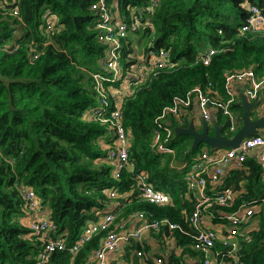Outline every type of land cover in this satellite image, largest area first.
Wrapping results in <instances>:
<instances>
[{
	"label": "trees",
	"instance_id": "trees-1",
	"mask_svg": "<svg viewBox=\"0 0 264 264\" xmlns=\"http://www.w3.org/2000/svg\"><path fill=\"white\" fill-rule=\"evenodd\" d=\"M97 1L0 0V264H35L43 249L30 226L32 214L20 188L34 190L44 215L57 225L53 236H62L67 246L109 211L124 216L143 212L148 220L167 217L189 228L193 201L187 169L171 167V155L153 153L154 119L176 95L197 85L205 88L211 82L223 92L228 72L251 68L264 75V31L242 29L250 6L264 7V0H157L154 6L153 0H107L113 20L128 25L121 52L124 76L150 48L168 49L175 62L156 75L150 72L137 85L123 79L105 83L110 99L111 90H128L121 116L130 139V159L171 198L168 204L144 201L129 169L115 177L109 159L113 138L109 123L93 113L100 107L94 74H109L103 65L109 44L99 40L98 14L92 7ZM136 17L143 29L133 27ZM148 21L153 29L146 26ZM141 30L139 41L144 38V44L134 48L129 34L135 37ZM208 47L216 49L211 62H197ZM234 108L241 127V98ZM194 109L182 124L194 120ZM213 113L225 125V133L226 116L222 111ZM177 123L171 119V124ZM192 142L191 135L174 132L171 145L179 160L203 147L214 149L206 143L193 148ZM224 183L237 192V204L264 198L261 168L252 158L231 168ZM114 190L116 195L111 196ZM254 205L238 251L243 264H264V206ZM147 233L157 236L152 229ZM102 236H93L77 253L56 251L44 264H84L93 259ZM176 238L181 252L178 247L169 254L164 251L162 264H189L198 255L191 236L176 232ZM123 248L121 263L155 264L143 239H131ZM142 249L145 254L139 256Z\"/></svg>",
	"mask_w": 264,
	"mask_h": 264
},
{
	"label": "built area",
	"instance_id": "built-area-1",
	"mask_svg": "<svg viewBox=\"0 0 264 264\" xmlns=\"http://www.w3.org/2000/svg\"><path fill=\"white\" fill-rule=\"evenodd\" d=\"M156 2L157 0H153L152 6ZM92 7L98 14L96 24L99 40L109 44L103 59V65L108 69L109 74H94L100 107L94 109L93 113L104 123H109V129L113 135L109 159L114 166V175L119 179L123 171L129 169L136 178L137 189L142 200L154 204H168L171 202L170 196L161 189H157L149 181L148 174L138 169L130 159V139L121 116L122 103L125 96L129 95L128 90L126 88L111 90L108 87L112 92V99H110L105 83H115L126 77L124 82L137 85L145 82L150 72L156 75L164 67L169 69L174 67L175 62L170 58L168 49L150 48L124 76L125 66L121 52L124 48L128 25L125 22L113 20L107 0H98ZM51 25L52 23L49 22L48 27ZM132 25L136 29L144 26L137 17ZM146 26L153 29L151 21H148ZM242 29L247 32L264 31V7L251 5ZM215 53V48L208 47L197 57V62L201 61L207 65ZM242 96L256 103L250 110L253 118L264 116V75H257L251 68L228 72L223 92L214 88L211 82L205 88L197 85L185 94L176 95L154 119L151 143L153 153L171 155V167L177 170L187 169L186 180L193 201V209L187 217L189 228L167 217L148 220L143 212H139L137 213L141 221L139 227L119 230L120 222H117V213L109 211L96 222L86 226L79 239L73 245L67 246L62 236H53L57 231V225L50 217L42 213L34 190L20 188L23 200L32 214L30 226L43 242V249L38 254L35 264H44L54 252L59 250L68 249L72 253H77L87 241L100 233H103L101 245L93 252V258H96L95 264H117L110 260L109 254L117 252L125 242L131 239L141 240L143 232L151 229L158 234L168 248L175 242L176 232L191 236L193 248L198 251L199 256L193 257L189 264H243L238 254L240 241L242 237L247 236V223L255 213L254 204L264 206V198L237 204V192L224 182L228 171L231 168L240 167L248 158H252L259 164L261 176L264 179V133L258 132L243 138L236 148L218 147L210 151L203 147L184 160L178 159V152L171 145L174 134L171 119L175 118L178 124L182 125L194 106L200 114V120H207L210 126L214 117L213 112L222 111L227 118L226 132L222 133L228 138L233 137L240 128V119L234 104L237 98H241L242 101ZM223 126L225 128V125ZM115 195L114 190L111 196ZM227 207H234V209L226 211ZM138 254L142 256V252ZM163 262L164 257L155 259V264Z\"/></svg>",
	"mask_w": 264,
	"mask_h": 264
},
{
	"label": "water",
	"instance_id": "water-1",
	"mask_svg": "<svg viewBox=\"0 0 264 264\" xmlns=\"http://www.w3.org/2000/svg\"><path fill=\"white\" fill-rule=\"evenodd\" d=\"M255 105V102H250L246 96H242V126L231 138L226 137L222 133L223 126H220L214 118L212 120L214 135L209 132V122L207 120H200L202 127L201 130L197 129L195 122H190L187 126H175V133L176 135H191L193 137V148H198L202 143H206L213 148H236L240 145L243 138L252 134H257L259 131L264 129V116L253 118L251 115L250 110Z\"/></svg>",
	"mask_w": 264,
	"mask_h": 264
},
{
	"label": "crops",
	"instance_id": "crops-1",
	"mask_svg": "<svg viewBox=\"0 0 264 264\" xmlns=\"http://www.w3.org/2000/svg\"><path fill=\"white\" fill-rule=\"evenodd\" d=\"M194 110L196 111V115H194V120L197 122L198 121L200 122V118H199L200 114H199L197 109H194ZM223 148H229V147H223ZM42 213H43V211H42ZM117 222H120L119 230H124L126 228L135 229V228L139 227V225L141 223L140 218L138 217L137 213H132L131 215L124 216L120 212L117 213ZM148 231H151V230H148ZM148 231L143 232L142 239L145 242H147L148 245H150V252H147V253H148V255L152 254L151 258L154 260V262H155V259L157 257H163L164 256V251L169 254L173 249H176L178 247L177 245L179 243H177V245H175V243L177 242V238H176L175 242L173 243V245L170 248H168L162 242V239L159 238L157 233H156L157 236L155 238H151V236H149V234L147 233ZM125 243L121 246V248L117 252H114L113 254H109L110 260L116 262L117 264H123V263H121L120 257H121V254L123 253V249H124L123 246L125 245ZM181 247H182L181 245H180V247H178L180 249L179 252H181V250H182ZM138 252H142V256L145 254V251L143 249L139 250ZM139 256H141V255H139ZM197 256H199V253ZM197 256L195 255L194 257H197ZM95 259L96 258H93V259L88 258L84 264H87V263L88 264H91V263L95 264L96 263Z\"/></svg>",
	"mask_w": 264,
	"mask_h": 264
},
{
	"label": "rangeland",
	"instance_id": "rangeland-1",
	"mask_svg": "<svg viewBox=\"0 0 264 264\" xmlns=\"http://www.w3.org/2000/svg\"><path fill=\"white\" fill-rule=\"evenodd\" d=\"M141 29H143V27H141ZM129 36L131 37V42H132V45H133L134 48H139V47L143 46L145 39L142 38V39L139 41V39L142 37V30L139 31L138 34H136L135 37H134V35H133L132 33H130ZM125 80H126V77L123 78V81H125ZM199 118H201V117L199 116ZM198 128H199L200 130L202 129V127L199 126V125H198ZM211 129L214 130L213 127H211L210 130H211ZM260 132L264 133V129L261 130Z\"/></svg>",
	"mask_w": 264,
	"mask_h": 264
},
{
	"label": "clouds",
	"instance_id": "clouds-1",
	"mask_svg": "<svg viewBox=\"0 0 264 264\" xmlns=\"http://www.w3.org/2000/svg\"><path fill=\"white\" fill-rule=\"evenodd\" d=\"M215 120H216V119H215ZM216 121H217V120H216ZM191 122H195V123H196V127H197V129H199V128H198V125L200 124L199 121L197 122V121L193 120V121H191ZM218 124H219V123H218ZM177 125H179V124H178V123H177L176 125L174 124V132H175V126H177ZM180 125H181V124H180ZM219 125H220V124H219ZM182 126H187V125L182 124ZM211 127H213V124H212V126H209V132H210V128H211ZM213 129H214V127H213ZM199 130H200V129H199ZM210 134H211V133H210ZM212 135H214V134H212ZM202 144H203V143H202ZM204 144H205V143H204Z\"/></svg>",
	"mask_w": 264,
	"mask_h": 264
},
{
	"label": "flooded vegetation",
	"instance_id": "flooded-vegetation-1",
	"mask_svg": "<svg viewBox=\"0 0 264 264\" xmlns=\"http://www.w3.org/2000/svg\"><path fill=\"white\" fill-rule=\"evenodd\" d=\"M199 126H201V123L199 124ZM209 126H210V122H209Z\"/></svg>",
	"mask_w": 264,
	"mask_h": 264
}]
</instances>
